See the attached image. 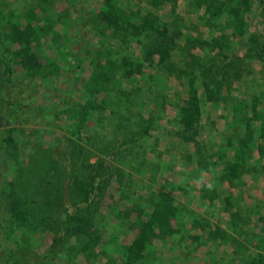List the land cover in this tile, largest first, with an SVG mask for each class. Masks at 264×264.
<instances>
[{"label":"rangeland","instance_id":"rangeland-1","mask_svg":"<svg viewBox=\"0 0 264 264\" xmlns=\"http://www.w3.org/2000/svg\"><path fill=\"white\" fill-rule=\"evenodd\" d=\"M204 1H113L139 11L137 24L171 23L178 34L162 65L150 24L122 43L95 0H65L59 41L19 42L23 21L0 41V264H264L260 0H236L241 35L227 7L216 14ZM46 2L0 0V10L21 16L31 5L42 17ZM11 53L19 65L6 62ZM105 57L121 71L97 91L87 81ZM88 193L67 221L60 199Z\"/></svg>","mask_w":264,"mask_h":264},{"label":"trees","instance_id":"trees-1","mask_svg":"<svg viewBox=\"0 0 264 264\" xmlns=\"http://www.w3.org/2000/svg\"><path fill=\"white\" fill-rule=\"evenodd\" d=\"M46 2V7H42V17H39L36 13L35 10L36 8L29 5L26 6L24 5L25 11L22 13L21 16H13V12H8V15H4L1 13L0 10V23H2L0 27V41L4 40H9L13 37V35L19 30V27L21 26L20 21H23V31L21 32V41L19 42H27L29 44L34 43L37 44L39 40L48 38L51 42H56L59 41L62 38V35L59 34L55 28L62 24V25H67L64 21H62L64 13L70 14L71 10V5H69L63 13H56L54 9L51 7V2L52 0H44ZM114 0H105L102 13L105 16L104 20V29L106 30H111L112 34H120L121 36L119 37V40L123 43L126 39H128L127 34L129 30H132V33L129 35V37L136 38L140 35H145L146 34V29L142 25H148L150 24V31L153 29L155 31L156 38H154L155 45L151 47L152 52L156 53L158 55V65H162L165 63L167 58L169 57L168 55V50L169 47L167 46V43H172L175 39V35L177 37V31H172L171 30V23L167 24L164 23L160 18H157V21H148L145 20L143 23H138L136 21H141L144 20V17H141L139 11H131V12H126L123 10H119L116 5L113 3ZM177 0H157L156 7L158 6H163L166 3H174ZM205 6L207 11H210L211 9H215L216 14L219 13V9L222 7H227L229 9V14L231 15V27L235 31V35H241L243 31V25L244 21L242 18V15L238 10L235 9V6L238 5L240 2L236 0H205ZM249 0H242V3L247 4ZM241 3V4H242ZM261 10H260V20L261 24L264 27V0L259 1ZM175 4V3H174ZM152 5V4H150ZM1 7V6H0ZM40 8V7H38ZM222 15H226L225 13H221ZM14 17V21L12 20ZM39 20L42 25L41 26H34L33 23L35 21ZM69 21V15H68V20ZM70 25H72V21L70 20ZM103 29V30H104ZM105 31V30H104ZM103 32V31H102ZM14 43H17L16 40L11 41V45ZM121 43V44H122ZM220 46V45H219ZM222 46V45H221ZM108 54V53H107ZM14 57H17L14 53H11L9 57H6L5 60L6 62H14L15 65H19L17 60H15ZM11 61H10V59ZM18 58V57H17ZM0 59L3 61L2 57ZM104 59V58H103ZM109 59V58H108ZM105 57V64L99 65V63H96L95 67V73L93 72L92 76L90 79L87 81V85H92V88L94 87L97 91L100 89V87H103V84L105 86V79L106 75L113 70L115 67H117V71L120 72L121 69L118 68L119 66L116 65V63L109 61ZM20 65L26 69L30 74H43V67L41 65L37 64L36 62L32 61H26L23 59H20ZM96 61V60H95ZM165 61V62H164ZM32 63V64H31ZM106 63L108 66L106 67ZM93 64H95L93 62ZM5 68L4 76L7 77L8 79L14 74L13 72V67L10 65H7ZM57 71V69H56ZM54 75L53 71L48 74V76ZM224 78L221 77L220 81H217L218 85L222 84L224 85L225 82H223ZM206 87V85H205ZM196 109H191L189 113L196 114ZM191 117V116H189ZM187 115L183 118H181V124L184 129H189L191 128L190 122L191 119ZM102 169V166H101ZM233 170V169H232ZM239 172V170H238ZM240 175V174H239ZM121 175H119L120 177ZM121 178V177H120ZM97 187L96 189L99 188V185L103 181V175L101 172L97 174ZM95 182V179H94ZM92 193H88L87 197L83 201H79L76 203H70L63 201L60 199L61 205L60 207L63 209V212L67 215V221L69 219H72L73 216H75L77 213L82 212L84 209H86L87 205L91 201ZM68 230V229H67ZM140 247V245H139ZM10 256H14V254H10Z\"/></svg>","mask_w":264,"mask_h":264},{"label":"crops","instance_id":"crops-1","mask_svg":"<svg viewBox=\"0 0 264 264\" xmlns=\"http://www.w3.org/2000/svg\"><path fill=\"white\" fill-rule=\"evenodd\" d=\"M96 1V3H97V5L99 4V3H101V7L104 5V0H95ZM54 3L55 2H53V6H54ZM96 3H95V5H96ZM165 5V4H164ZM163 5V6H164ZM172 6V5H171ZM100 7V8H101ZM67 8V3L65 2V0H62V1H60V3H59V5L56 7V9H55V11L56 12H62V11H65V9ZM157 239H164V238H157Z\"/></svg>","mask_w":264,"mask_h":264}]
</instances>
